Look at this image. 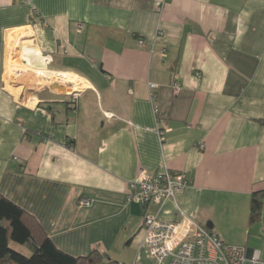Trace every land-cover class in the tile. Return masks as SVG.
<instances>
[{"label": "crops", "instance_id": "obj_1", "mask_svg": "<svg viewBox=\"0 0 264 264\" xmlns=\"http://www.w3.org/2000/svg\"><path fill=\"white\" fill-rule=\"evenodd\" d=\"M164 1L0 0V195L71 257L154 264L142 218L179 211L239 243L264 192V0ZM10 37L27 39L24 66L77 88L11 93ZM143 171L189 185L176 202L128 203Z\"/></svg>", "mask_w": 264, "mask_h": 264}, {"label": "built area", "instance_id": "obj_2", "mask_svg": "<svg viewBox=\"0 0 264 264\" xmlns=\"http://www.w3.org/2000/svg\"><path fill=\"white\" fill-rule=\"evenodd\" d=\"M152 1L158 9L165 4L164 0ZM81 28V25H78V29ZM160 35L161 33L157 34ZM138 45L143 47L144 42L140 40ZM151 53L155 52L151 50ZM157 54L164 57L166 49L162 48ZM150 88L154 86L150 85ZM174 89L178 90L176 85ZM158 136L162 139L161 132H158ZM200 148H203V145ZM188 185L182 172L165 171L149 175L143 171L128 183L126 201L144 207L151 204L162 205L167 201L176 202L177 196ZM77 204L80 208L89 207L91 201L83 197ZM179 212L180 219L176 221H161L149 214L142 218L144 242L149 258L154 264H264L259 251L227 244L216 233ZM260 233L264 241V207L260 216Z\"/></svg>", "mask_w": 264, "mask_h": 264}, {"label": "trees", "instance_id": "obj_3", "mask_svg": "<svg viewBox=\"0 0 264 264\" xmlns=\"http://www.w3.org/2000/svg\"><path fill=\"white\" fill-rule=\"evenodd\" d=\"M264 192L251 197L249 225L260 219ZM13 244L15 246H13ZM24 248L26 254L19 251ZM0 264H124L92 251L74 258L58 250L34 217L0 195Z\"/></svg>", "mask_w": 264, "mask_h": 264}, {"label": "rangeland", "instance_id": "obj_4", "mask_svg": "<svg viewBox=\"0 0 264 264\" xmlns=\"http://www.w3.org/2000/svg\"><path fill=\"white\" fill-rule=\"evenodd\" d=\"M20 36L25 35V31H20ZM14 37V36H12ZM23 37V36H22ZM25 38L21 39H15L14 41V46L12 47V50H10V55L7 52V59L9 61L7 67H6V74H5V83L7 89L13 93L15 96H23L24 94H27L35 89H39L44 84H37L38 82L35 81V78H38L39 76L35 73L32 72V76L34 77L32 81H25V82H19L17 77H16V72L15 70L18 69V67L24 66L22 63V54L21 50L24 46ZM28 68V67H26ZM30 69V68H28ZM31 71V70H30ZM9 72V73H8ZM8 73V74H7ZM42 82V81H40ZM51 83L56 84L55 81H52ZM61 86V85H60ZM9 87V88H8ZM62 89L66 88L61 86ZM71 91V90H69ZM262 207H264V197L261 199ZM204 228L208 229L205 225H202ZM225 230L229 232L232 228H235L236 232L240 230V226L236 224H232L231 226L229 225V222H227L224 226ZM225 243L230 244V245H236V246H243L247 249L259 251L261 253V260L264 262V241L261 237L260 233V219L256 220L252 225H250V228L248 230V236L245 237L241 242L236 243V242H228L225 241ZM13 246H15L13 244ZM20 252L26 254V250L24 248H18Z\"/></svg>", "mask_w": 264, "mask_h": 264}, {"label": "bare ground", "instance_id": "obj_5", "mask_svg": "<svg viewBox=\"0 0 264 264\" xmlns=\"http://www.w3.org/2000/svg\"><path fill=\"white\" fill-rule=\"evenodd\" d=\"M26 36V35H23ZM15 39L9 38L7 40V52L10 55V50H12V47L14 46ZM29 50L23 49V56H25ZM26 58V57H25ZM9 59V58H8ZM26 60V59H25ZM27 62V60H26ZM9 63V61H8ZM31 69L26 68V66L18 67L16 72V77L19 82H25V81H32L34 80L32 76V72L37 74L39 77L35 78V81L38 82L37 84H48L52 81H55L56 83L64 85L66 88H63L64 91L69 92V90L77 88L76 82L77 77L71 75V74H55V73H42V72H36ZM9 73V72H8ZM7 73V74H8ZM42 81V82H40ZM9 88V87H8Z\"/></svg>", "mask_w": 264, "mask_h": 264}, {"label": "water", "instance_id": "obj_6", "mask_svg": "<svg viewBox=\"0 0 264 264\" xmlns=\"http://www.w3.org/2000/svg\"><path fill=\"white\" fill-rule=\"evenodd\" d=\"M51 88H52V89H55V86H51ZM206 227H207L208 229H211V226H209V225H206Z\"/></svg>", "mask_w": 264, "mask_h": 264}]
</instances>
